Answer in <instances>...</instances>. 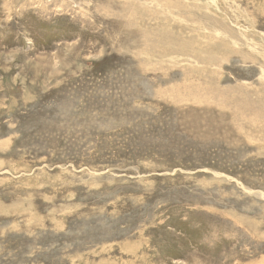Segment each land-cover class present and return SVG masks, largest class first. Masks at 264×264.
Instances as JSON below:
<instances>
[{
	"label": "rangeland",
	"instance_id": "374dc122",
	"mask_svg": "<svg viewBox=\"0 0 264 264\" xmlns=\"http://www.w3.org/2000/svg\"><path fill=\"white\" fill-rule=\"evenodd\" d=\"M0 264H264V0H0Z\"/></svg>",
	"mask_w": 264,
	"mask_h": 264
},
{
	"label": "bare ground",
	"instance_id": "6f19581e",
	"mask_svg": "<svg viewBox=\"0 0 264 264\" xmlns=\"http://www.w3.org/2000/svg\"><path fill=\"white\" fill-rule=\"evenodd\" d=\"M180 8V7H179Z\"/></svg>",
	"mask_w": 264,
	"mask_h": 264
}]
</instances>
